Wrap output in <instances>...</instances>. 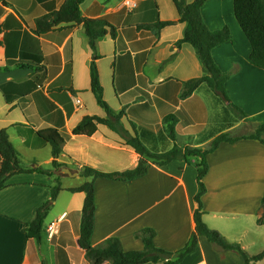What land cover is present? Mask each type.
Masks as SVG:
<instances>
[{
    "label": "crops",
    "instance_id": "crops-1",
    "mask_svg": "<svg viewBox=\"0 0 264 264\" xmlns=\"http://www.w3.org/2000/svg\"><path fill=\"white\" fill-rule=\"evenodd\" d=\"M65 0H0V131L5 130L22 168L52 169L51 146L37 135L55 130L63 139L51 176L37 172L11 176L0 191V264H91L79 240L83 192H69L93 182L94 223L91 246L118 239L125 252L142 251L134 235L155 232L153 244L176 252L194 231L197 171L193 163L172 161L158 166L136 154L107 126L97 125L91 136L74 135L85 117L105 118L91 92L92 51L82 25L60 24L46 34L34 33L35 21L57 11ZM194 0H185L187 4ZM129 2L135 6L129 7ZM86 19L106 20L115 30L95 42V65L103 100L118 114L124 130L146 148L161 154L195 139L201 147L214 137L239 127L226 114L233 105L244 113L252 133L264 123V70L250 64V44L234 16L233 0H206L200 15L206 28H227L231 40L211 51L218 69L228 74V101L219 106L201 85L182 100L183 84L205 75L195 50L175 43L184 36L172 0H84ZM173 22L160 30L139 28ZM238 112L237 110H235ZM239 113V112H238ZM240 114V113H239ZM174 117V139L164 132V118ZM170 123V121L168 122ZM248 137V136H246ZM146 165L144 176L128 181L92 180L80 175L88 167L120 173ZM202 179V221L227 242L250 255L264 250V224H258L264 196V145L255 139L220 143L206 156ZM60 191L48 212L39 240L27 237L28 223ZM58 223L48 239L46 226ZM147 264H163L147 263ZM179 264H244L201 237ZM254 264H264V258Z\"/></svg>",
    "mask_w": 264,
    "mask_h": 264
},
{
    "label": "trees",
    "instance_id": "trees-1",
    "mask_svg": "<svg viewBox=\"0 0 264 264\" xmlns=\"http://www.w3.org/2000/svg\"><path fill=\"white\" fill-rule=\"evenodd\" d=\"M83 1L84 0H65L57 11L38 18L34 25V33L38 35L46 34L60 24L68 25V29L82 25L84 33L88 38V45L93 53L90 64L91 92L97 104L104 109L106 117H85L73 129L72 133L74 135L83 134L91 136L95 133L97 125L107 126L122 139L125 145L132 148L136 154L148 158L153 164L163 166L172 161H184L186 164H195L198 184V192L194 198L197 205L193 214L195 224L194 231L186 245L176 252H166L156 248L153 244L155 232L152 229H142L134 235L142 241V251L125 252L122 249L120 241L115 238H110L99 245L91 246L90 236L93 229L95 209L93 182L91 181L77 188L68 189L69 192H83L85 194L81 211L79 240L84 249L86 259L91 264H147L158 262H162L163 264H179L186 255L196 248L201 237L221 248L223 251L237 253L244 264H254L263 259L264 250L257 255H250L243 250L239 244L229 243L217 231L209 229L202 221L200 199L205 192L202 179L207 172L206 156L223 142L234 143L240 139L248 138L258 140L264 145V123L259 125L248 137L230 138L228 137V133H221L213 139L208 149L181 150L177 147H173L171 150L161 154L150 152L138 137L129 136L124 130L120 123V119L124 115V112L120 111L116 114L103 100L102 87L99 83L98 72L95 65V60L97 59L94 54L95 42L97 39L107 34L115 38L116 33L114 28L106 20L86 19L82 17L80 13V4ZM172 2L178 12L179 22L185 24L184 36L180 41L175 43V46L179 47L182 43L189 44L195 50L200 65L205 73V75L200 78L185 82L180 93V98L182 100L187 99L201 85H205L212 94L222 98L224 101H228L224 90V84L228 79V74L218 69L211 56V51L215 47L231 40L228 29L223 28L218 31H210L206 28L200 15V9L206 0H194L190 4H187L185 0H172ZM4 6V3L0 5V14ZM233 6L236 21L251 47L249 62L251 65L264 70V0H233ZM172 24L173 22H158L153 25H142L139 28L160 30ZM2 30L3 27L0 24V34ZM230 107L244 116V113L235 106L230 105ZM163 121L175 122V118L170 116L164 118ZM170 130L171 134L173 132L172 127ZM37 135L51 146V155L53 157L52 169L44 170L37 168L35 170H26L22 168L18 159V153L10 143L6 131H0V191L5 187L6 181L13 175L33 171L51 176L53 172L60 167L56 159L61 153V147L63 145L62 137L55 130L40 131ZM147 168L148 167L141 162H139L135 168L120 173H103L84 167L80 171V175L91 177L92 180L104 178L115 181H128L144 176L147 172ZM60 190L58 184L50 189L49 200L36 210L34 218L28 223V238L40 239L44 220ZM257 223L264 224V196L261 202V215L257 219Z\"/></svg>",
    "mask_w": 264,
    "mask_h": 264
},
{
    "label": "rangeland",
    "instance_id": "rangeland-1",
    "mask_svg": "<svg viewBox=\"0 0 264 264\" xmlns=\"http://www.w3.org/2000/svg\"><path fill=\"white\" fill-rule=\"evenodd\" d=\"M211 93V92H210ZM212 94V93H211ZM214 99H216V103L217 105L219 106H222L224 105V100L220 97H217L216 95L212 94ZM228 110H226V114L228 115L229 117V122H231V124H238V123H242V124H239V127L238 128H235L234 130L230 131V132H226L229 134L228 137L230 138H237V137H242V136H249L252 134V130L250 126L247 125V123L245 122H242L243 120V116L241 114H239L238 112H236L233 108H231L230 106L227 107ZM174 122L170 121V123L168 122H164L163 123V129H164V132L168 135L169 138L171 139H174V131L170 134V128L172 127L173 129V126H174ZM218 136V135H217ZM216 136V137H217ZM214 137V138H216ZM213 138V139H214ZM213 139L208 143L206 144V146H200L198 145L200 142L198 139H195L194 142L186 145V146H178V145H174V147H177L181 150H185V149H208L211 142L213 141ZM81 171V170H80Z\"/></svg>",
    "mask_w": 264,
    "mask_h": 264
},
{
    "label": "built area",
    "instance_id": "built-area-1",
    "mask_svg": "<svg viewBox=\"0 0 264 264\" xmlns=\"http://www.w3.org/2000/svg\"><path fill=\"white\" fill-rule=\"evenodd\" d=\"M130 8H133L135 5L131 2L128 3ZM46 233L48 239H52L58 233V223L54 222L46 226Z\"/></svg>",
    "mask_w": 264,
    "mask_h": 264
}]
</instances>
